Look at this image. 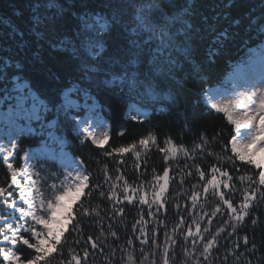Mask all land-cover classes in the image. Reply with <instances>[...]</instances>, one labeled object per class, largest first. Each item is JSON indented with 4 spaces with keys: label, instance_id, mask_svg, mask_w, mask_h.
<instances>
[{
    "label": "trees",
    "instance_id": "obj_1",
    "mask_svg": "<svg viewBox=\"0 0 264 264\" xmlns=\"http://www.w3.org/2000/svg\"><path fill=\"white\" fill-rule=\"evenodd\" d=\"M172 6L183 18L179 33L189 46L180 61L173 60V74L162 80L143 55L155 50L153 41L137 38L134 0H0V80L10 85L21 76L55 112L62 91L80 86L97 99L110 126L105 148L74 142L72 153L89 173V185L61 244L40 264H75L73 256L79 264H264V199L257 194L249 215L237 224L227 206L212 196L211 187L204 192L213 167L220 169L215 177L219 190L234 206L245 189L264 192V186L253 183L261 170L231 151L235 127L204 99L208 89L224 84L235 66L254 52L264 53V0H172ZM96 15L108 20L105 31L97 28ZM164 37L162 27L156 38ZM92 46L102 51L92 55ZM139 101L150 110L149 119L127 118L129 106ZM140 140L148 141L147 148ZM38 145L35 138L25 139L19 149ZM173 145L176 153L169 151L165 159L161 149ZM120 147L129 151L120 153ZM50 168L54 178H61L55 165ZM197 169L205 173L203 179ZM165 170L168 188L157 211L155 203L149 208L139 197L154 200L157 184L163 182L156 177ZM9 181L0 159V187ZM125 181L132 204L124 200ZM197 193L192 207L191 197ZM46 195V200L54 199L57 193L48 189ZM217 204L221 210L213 216ZM212 237L215 243L205 253L203 245ZM17 252L23 259L34 254L23 245Z\"/></svg>",
    "mask_w": 264,
    "mask_h": 264
},
{
    "label": "rangeland",
    "instance_id": "obj_2",
    "mask_svg": "<svg viewBox=\"0 0 264 264\" xmlns=\"http://www.w3.org/2000/svg\"><path fill=\"white\" fill-rule=\"evenodd\" d=\"M95 22L97 28L102 31H105L109 24L103 15H96ZM95 32L97 31L95 30ZM91 48L92 55L102 51L101 46H92ZM28 84L23 81L21 76L13 78L10 85H6L4 80H0V159L9 174L10 181L11 173L14 177L17 175V180L25 188L26 195L29 193V195L35 196L36 188H39L46 199L48 189L56 192L57 195L68 188L73 189L71 195L65 197L63 201L71 208L72 201H75L76 204L79 203L89 185L88 181L87 186L80 192L83 196L76 194L75 187L79 183L78 174H86L89 177V173L81 161L72 153L74 142L89 143L96 148H105L110 138V130L108 132L107 129L109 123L102 115L97 99L90 91L80 86L74 85L62 91L60 104L55 112L49 111L47 102L40 106V98L37 99L31 93ZM208 90L210 91V89ZM208 90L204 95L206 105L225 114L228 122L235 127V140L238 145L249 143L260 127L259 108L261 102H264V53L254 52L247 62L234 67L222 86L213 88L214 91L211 93ZM237 104L243 105V107H232V105ZM225 108H228L227 112L224 111ZM229 112L236 119L241 118L245 112L256 113L258 116L256 126L242 127L237 134L235 124L228 118ZM150 113V110L143 105V101H139L129 106L126 116L132 120L144 121L149 119ZM107 134H109L108 139H106ZM30 138L37 139L39 145L21 152L19 143ZM256 147L253 146L249 151H255ZM260 147L262 150L255 152L252 158L261 162L260 170L264 171V144ZM242 162H247V160ZM39 164H41L40 167ZM52 165L60 170L61 178L60 176L54 178V173L50 168ZM39 169L45 175L44 182L47 186H44ZM52 184L56 185L55 190L51 188ZM9 191L13 192L12 198L16 199L17 207L27 211V204L19 199V192L15 186L9 188ZM4 199V197H0V224L3 223L4 219L13 222V227L23 224L24 220L20 218L19 213L8 207ZM10 203L11 199H9ZM60 213L69 215L71 219L63 227L60 242L48 247V253L41 257V261L51 257L56 252L74 219V214L72 218L70 211L65 213L61 209ZM41 214H44L43 209H41ZM46 218L49 217L46 216ZM25 219L28 225L34 224L30 217ZM35 227L38 231H45L43 225H35ZM53 228L59 229L60 226L53 225ZM24 235L26 238L29 236L27 233ZM19 245L23 244L10 245L3 241V233H0V252L7 251L4 253L6 260L0 255V264H10L8 259L13 260L11 264H17L12 252L19 255L20 264H24V259L17 252ZM31 250L35 251L34 249Z\"/></svg>",
    "mask_w": 264,
    "mask_h": 264
},
{
    "label": "snow or ice",
    "instance_id": "obj_3",
    "mask_svg": "<svg viewBox=\"0 0 264 264\" xmlns=\"http://www.w3.org/2000/svg\"><path fill=\"white\" fill-rule=\"evenodd\" d=\"M232 107H243V105H232ZM224 111H228V108H225ZM231 112L228 113V118L230 121H232L236 126L237 134H239V131L242 127H249L251 125L252 127L256 126V121L258 119V116L256 113L249 114L247 112L244 113V115L236 119L233 117ZM259 124L260 127L257 130V133L252 137L249 143H245L242 145H238L236 143L235 137L232 138V145H231V151L235 153L240 161L247 160V163L250 165H255V168L260 169L262 167L261 162L253 159L252 157L255 155V152L261 151L262 148L260 145L264 144V102H261L260 108H259ZM243 121V123H242ZM219 136V134H218ZM222 138V137H220ZM154 143V142H153ZM201 143L204 144L205 140L201 138ZM141 147L147 148L148 141L147 140H140L139 142ZM253 146H257L255 148V151H249L253 148ZM136 145H130L131 149H136ZM197 149L201 148V145L199 147H196ZM120 153H125L129 151V148L120 147L117 149ZM161 151L165 152V159H168L167 153L171 151L173 154L176 153L177 148L173 145L171 149H161ZM180 151L183 152L185 156L189 155L188 150L186 149V152L182 149ZM109 153H106V155ZM140 153L137 150L136 156L139 157ZM199 176L201 179H203L205 173L203 171H200L197 169ZM213 174V179L209 182L208 186L204 188V192L208 191V188L211 187L213 189L212 196L218 197V200L223 202L224 205L227 206L228 211L231 214V219L234 220L237 224H242L245 221V218L249 215L250 208L253 206L255 197L257 194L260 196L261 199H264V192H261L259 188H255L252 190V192H249L248 189L244 190V195L242 197L241 202L239 205L234 206V203L231 199L226 198L225 193L223 191H220V185L218 184L217 180L215 179L216 174L220 173V169L217 167H213L211 169ZM224 176H228L227 172L221 173ZM191 175V173H189ZM259 180L253 181V183H258L259 185L264 186V171H261L258 173ZM117 179H123V177H117ZM228 179H231V177H228ZM252 178L249 177V180ZM156 180L163 181L162 183H158L157 187L159 191H154L153 196L154 200L150 201L146 198V196H140L139 202L144 205H149V208H151V205L153 203L156 204V210L159 211L163 207V201L161 200V197L163 196L164 192L168 188V180H169V172L167 170L163 171L162 177H156ZM78 185L75 187V192L77 195L80 194L82 189L87 186L89 177L86 174H78ZM183 182V181H181ZM126 187L124 188V200L127 201L129 204L133 203L132 195L129 194V187L127 186L128 182H124ZM15 186L16 190L19 192V199L27 204L28 210L26 211L24 208H18L16 199H13V192L9 191V188H12ZM195 187V186H194ZM224 187L227 188L228 184L227 182L224 183ZM51 188L53 190L56 189V185L52 184ZM73 189L68 188L64 191H62L59 195H56L54 199H45L43 193L40 191L39 188H36V195H29V193L25 194V188L20 185V182L17 180V175L14 177L11 173V181L10 184L7 187H0V197H4L6 200V205L8 207L13 208L16 210V212L19 213L20 218L24 220L23 224H19L17 227H13V222H8L4 219L3 223L0 224V233H3V241L8 242L10 245H16L18 243H22L23 245L27 246L28 249H34V254L31 258H25L24 264H40L41 257L46 256L48 253V247H51L53 245H56L60 242L61 235L63 233V227L68 222L71 217L69 215H65L63 213H60V210L63 209L65 213L70 211V208L68 205H66L63 201L65 200V197H68L71 195ZM137 190L131 189V192L134 194ZM101 196L104 195L103 192L100 193ZM198 193L195 195H192L191 199L193 201L192 207H195V201ZM112 196L115 197L116 193L115 191L112 192ZM9 199H11V203L9 204ZM41 209H43L44 214H41ZM220 206L217 204L215 210L212 212V215L215 216L216 213L220 212ZM59 213V215H58ZM49 217V218H46ZM26 217H30L31 221L34 222L33 225H28ZM202 219V217H201ZM256 219H252L251 223L253 225L256 224ZM183 223V221H181ZM196 223V232L199 234L200 232V225L198 222ZM208 223H211V220L208 221ZM27 225V226H26ZM35 225H43V228L45 231L41 232L38 231ZM53 225H59V229L53 228ZM77 226H73V231L76 230ZM233 232L236 231L235 225H233ZM221 232H223V229H220ZM205 232H207V229H205ZM10 233V235H9ZM25 233L29 234V236L26 238ZM115 235V233H113ZM189 236L192 235L191 230H189L188 233ZM219 235V233H217ZM34 238V240H33ZM91 239V237H89ZM245 243H247V237L244 238ZM216 237H212L209 239L204 245V252L207 253L209 249H211L215 243ZM31 241V242H30ZM47 246V247H46ZM93 248H96L97 245L94 243L92 244ZM7 251L0 252V255L3 256L5 259L4 253ZM13 257L15 258V261L17 264H20V256L17 255L15 252H12ZM83 255L87 257L88 253L84 252ZM73 261H75V264H79V261L75 256L72 257ZM6 260V259H5ZM8 261H13L12 259H8ZM44 264H49V261H45Z\"/></svg>",
    "mask_w": 264,
    "mask_h": 264
},
{
    "label": "clouds",
    "instance_id": "obj_4",
    "mask_svg": "<svg viewBox=\"0 0 264 264\" xmlns=\"http://www.w3.org/2000/svg\"><path fill=\"white\" fill-rule=\"evenodd\" d=\"M133 13L137 38L151 39L155 49L144 50L143 55L151 60V70L166 80L173 74V60L180 61L188 51L189 41L179 33L183 18L177 15L172 0H134ZM162 27L165 37L158 40L156 37Z\"/></svg>",
    "mask_w": 264,
    "mask_h": 264
},
{
    "label": "bare ground",
    "instance_id": "obj_5",
    "mask_svg": "<svg viewBox=\"0 0 264 264\" xmlns=\"http://www.w3.org/2000/svg\"><path fill=\"white\" fill-rule=\"evenodd\" d=\"M28 84V83H27ZM28 86V88H29V90L31 91V93L37 98V99H39L40 97L38 96V94L36 93V92H34L31 88H30V86H29V84L27 85ZM209 91V90H208ZM214 90H212V89H210V93L211 92H213ZM39 97V98H38ZM39 101H40V106H42V105H45V103H44V101L40 98L39 99ZM102 116V115H101ZM104 120V119H103ZM105 121V120H104ZM107 129H108V132H109V130H110V127L109 126H107ZM107 132V133H108ZM108 137H109V134H107L106 135V139H108ZM107 141V140H106ZM31 155V154H30ZM80 164V163H79ZM81 166H82V164H81ZM83 167V166H82ZM84 169V168H83ZM86 172V171H85ZM84 193V192H83ZM82 194H80V196H81ZM83 196V195H82ZM76 204V202L74 201H72V203H71V208H70V215L72 216V218H73V214H72V210H73V208H74V205ZM72 221V220H71ZM71 223V222H70Z\"/></svg>",
    "mask_w": 264,
    "mask_h": 264
}]
</instances>
